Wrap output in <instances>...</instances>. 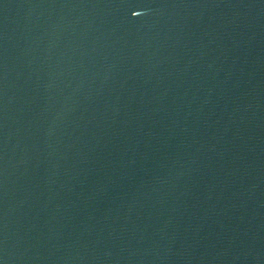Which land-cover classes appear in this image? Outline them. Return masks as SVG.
<instances>
[{
    "label": "water",
    "instance_id": "water-1",
    "mask_svg": "<svg viewBox=\"0 0 264 264\" xmlns=\"http://www.w3.org/2000/svg\"><path fill=\"white\" fill-rule=\"evenodd\" d=\"M0 264H264V0H0Z\"/></svg>",
    "mask_w": 264,
    "mask_h": 264
},
{
    "label": "snow or ice",
    "instance_id": "snow-or-ice-1",
    "mask_svg": "<svg viewBox=\"0 0 264 264\" xmlns=\"http://www.w3.org/2000/svg\"><path fill=\"white\" fill-rule=\"evenodd\" d=\"M132 2H135V0H132ZM134 13H136V12H134Z\"/></svg>",
    "mask_w": 264,
    "mask_h": 264
}]
</instances>
